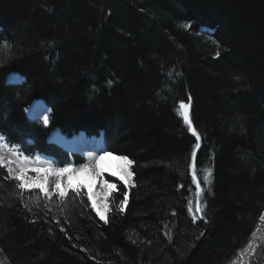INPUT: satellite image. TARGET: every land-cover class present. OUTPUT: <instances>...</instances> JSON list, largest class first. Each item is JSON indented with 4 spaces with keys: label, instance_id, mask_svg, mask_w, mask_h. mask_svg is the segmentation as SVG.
Masks as SVG:
<instances>
[{
    "label": "trees",
    "instance_id": "1",
    "mask_svg": "<svg viewBox=\"0 0 264 264\" xmlns=\"http://www.w3.org/2000/svg\"><path fill=\"white\" fill-rule=\"evenodd\" d=\"M189 97L195 157L178 115ZM36 101L47 126L26 115ZM55 130L102 136L134 161L135 186L113 180L105 223L86 194H21L0 167L3 264H235L251 242L240 264H264V0H0V136L85 164Z\"/></svg>",
    "mask_w": 264,
    "mask_h": 264
},
{
    "label": "snow or ice",
    "instance_id": "2",
    "mask_svg": "<svg viewBox=\"0 0 264 264\" xmlns=\"http://www.w3.org/2000/svg\"><path fill=\"white\" fill-rule=\"evenodd\" d=\"M184 27H188V25H184ZM112 82L109 81V84ZM191 105V97L188 98V103H185L183 100L179 103V109L181 110V115L183 116L184 123L188 125L189 131L193 133L196 138L195 148L193 149L192 155L195 157L197 155L196 150L200 148L201 137L196 132L195 128H193L192 120L189 116V108ZM29 112L32 111L30 108ZM36 119H39V114L37 113L35 116ZM49 117L47 115L43 116V124L48 125ZM6 151L11 152L13 155V159H7L6 155H0V167L6 168L8 175L5 179H11L16 181L15 187L18 188L21 194L25 190L39 189L41 193L44 194L45 197L51 198L53 192H55L60 200L63 202L67 197L69 189L72 192L76 193L77 196L86 194L88 201L91 203V207L96 211V214L99 218L105 223H107L105 213L109 211V205L107 200L113 190L116 189V185L108 182L104 179L103 173L108 171L107 168L101 167V161H104L106 157H112L121 162V174L119 175V179L125 187L135 185H130V181L133 176V172L131 171L132 165L134 161L130 160L127 156H113V154L109 151H105L103 155L100 156H89V163L81 164L79 167H75L72 164H67L65 166H57V161L50 157H44L43 159L40 156H37L35 159L30 158L27 155H23L21 151L17 150L16 147L8 148V145L5 141V137L0 136V153H5ZM193 174L192 179L196 182V207L194 210V214L192 216L193 222L196 221L197 215L200 214V219H203V207L200 202V197L203 193V189L200 183L197 180V175L195 172V164L192 165ZM79 173H84L88 178L93 182L92 185L85 184L83 182H78L73 185L72 180ZM112 175H117L116 172H112ZM212 176L211 170H207L206 174L203 176L204 184L207 185L210 183V179ZM49 180H54V187L52 190H49L47 184ZM99 181L101 188L104 189L102 192H95L93 190V186L96 181ZM63 183V187H61ZM87 188L86 193H82V189ZM128 192H123V199L120 201V206L118 211L123 213L125 210V205L128 203ZM103 198V204H98V200ZM191 201H189V213H193V208L191 207ZM101 207L103 211H101ZM261 219H264V216H261ZM63 231V229H61ZM135 243V241H133ZM252 245H249L251 248ZM0 264H3V261H0Z\"/></svg>",
    "mask_w": 264,
    "mask_h": 264
},
{
    "label": "rangeland",
    "instance_id": "3",
    "mask_svg": "<svg viewBox=\"0 0 264 264\" xmlns=\"http://www.w3.org/2000/svg\"><path fill=\"white\" fill-rule=\"evenodd\" d=\"M7 81L9 83H14V84H19L21 83L22 80L19 79V77L15 76V75H10L7 79ZM32 109L31 112H29L28 110L29 109ZM39 114V119L38 120H41L43 122V116L44 115H47L49 116V113L45 111V108L42 104L40 103H33L27 110H26V115L29 116V118L31 119H36L35 116L36 114ZM178 115L180 117V119L182 120V123L184 124V126L187 128V131L193 136V133L191 131H189L188 129V125L184 123V120H183V116L181 115V110L179 109L178 107ZM189 116H190V108H189ZM53 137V138H52ZM77 137L78 136H75L71 139H67V138H64L62 136H58L57 134H52L51 135V139L50 141L54 142L55 144H57L58 146L63 144L65 146V149L66 151L68 152H73V153H76V154H79V155H82L85 159H86V163H89V156H96V154L92 153L91 151L89 150H84L85 148L84 147H81L79 146V141L77 140ZM76 147H80V149H77V150H74L73 148H76ZM9 148V147H8ZM11 149V148H9ZM0 155H6L7 156V159H13V155L11 154V152H8L6 151L5 153H0ZM37 156L33 157L32 159H35ZM41 159H43L44 157L40 156ZM101 167L102 168H107L108 171H105L103 173V176H104V179L107 180L108 182L110 183H114L113 180L115 181H118L120 183L123 184V182L120 181L119 179V175L121 174V168H122V164L120 161L116 160V159H113L112 157H106L104 161H101ZM112 172H116L117 175H112L111 173ZM77 180L76 178H73L72 180V183L73 185H75L76 183L78 182H83L85 184H88V185H92L93 182L90 180H87L85 181L84 178H82V174L79 173L77 174ZM85 181V182H84ZM54 180H49L48 184H47V187L49 190H52V188L54 187ZM132 179L130 181V185H132ZM116 185V184H115ZM124 185V184H123ZM125 186V185H124ZM61 187H63V183L61 185ZM130 187V186H129ZM127 187V188H129ZM39 190V189H38ZM85 193L87 192V188H84L82 189ZM93 190L95 192H102L104 189L101 188V185L99 183V181L97 180L93 186ZM114 191V190H113ZM129 191V190H128ZM55 193V192H53ZM103 198L101 197L99 200H98V204H103ZM126 206V205H125ZM124 206V207H125ZM101 211H103V208L101 207ZM94 212L96 213V211L94 210ZM106 217H107V212L105 213ZM97 218L102 221V222H105L103 220H101L99 218V216L96 214ZM262 226H264V219H262ZM264 228V227H263ZM249 245H252L251 248H249ZM245 250H243L239 255H238V258L237 260L235 261V264H240L241 262L245 261L248 257L251 256V253L253 251V247H254V244L253 242H251L249 244Z\"/></svg>",
    "mask_w": 264,
    "mask_h": 264
},
{
    "label": "bare ground",
    "instance_id": "4",
    "mask_svg": "<svg viewBox=\"0 0 264 264\" xmlns=\"http://www.w3.org/2000/svg\"><path fill=\"white\" fill-rule=\"evenodd\" d=\"M34 103H40V104H41V102H37V101L34 102ZM42 105H43V104H42ZM43 106H44V105H43ZM44 108H45V111L49 113L48 109H47L45 106H44ZM28 117H29V116H28ZM52 134H57V135L60 137V134H59L57 131H53V132L50 134V136H49L50 140H52V139H51V135H52ZM52 138H53V137H52ZM77 140L79 141V146L85 148L84 150H89V151H91L92 153L96 154V156H100V155H103V154H104V150H103V148H102V141H101L100 138L87 139V138H85V136H83L82 134H80L79 137H77ZM59 147H60L61 149L65 148V146H64L63 144L59 145ZM73 149H74V150H77V149H80V147H76V148H73ZM63 150H65V149H63ZM65 151H66V150H65ZM81 174H82V178H84L85 181L90 180V178H88V177L86 176V174H84V173H81ZM74 178H76V180H77V177H74ZM85 181H84V182H85Z\"/></svg>",
    "mask_w": 264,
    "mask_h": 264
}]
</instances>
